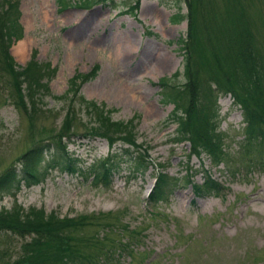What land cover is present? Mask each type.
I'll use <instances>...</instances> for the list:
<instances>
[{
	"label": "rangeland",
	"instance_id": "rangeland-1",
	"mask_svg": "<svg viewBox=\"0 0 264 264\" xmlns=\"http://www.w3.org/2000/svg\"><path fill=\"white\" fill-rule=\"evenodd\" d=\"M10 2L18 4L17 22L22 25V33L19 38L11 39L8 53L19 66L35 56L34 60L45 67L42 81L47 80L48 90L36 103L33 131L25 115L15 108L13 100L7 99L12 88L4 82L6 78L1 79L0 172L11 163L16 165L15 157L36 144L34 138L28 137L31 131L35 134L43 129L50 131V126L63 125L66 101L57 96L68 88L66 80L75 71L87 72L96 61L100 64L99 69L95 77L79 88L80 95L84 99H93L96 105L103 103L113 108L109 114L112 121H124L138 113L133 131L136 143L142 146L131 151L132 156L146 147L151 160L166 165V174L179 180L164 200L151 205L147 195L153 187V166L135 170L128 156L120 160L112 171L110 182L103 186L93 183L91 176L59 169L58 161L53 159L41 164L47 174L39 178L37 184L21 186L15 196L0 193V209L10 210L20 205L23 210L28 207L41 209L45 215L52 212L58 218L88 217L91 224L71 230V233L81 245L78 251L85 258L96 254L94 264H264V164L259 161L262 156L258 157L257 152L248 153L242 146L246 142L241 130L243 108L235 103L229 92L216 98V129L222 133L225 143L221 152H230V156L225 154L224 161L211 165L200 151L197 155L201 160L198 161L194 153L185 160V156L191 154L188 151L190 144L168 142L176 125L166 120L173 102L162 101L158 84L162 82L161 78L179 85L186 81L183 74L185 52L177 41V37L189 38L185 2ZM214 3L217 5V0ZM222 3L220 0L223 7ZM247 3L255 11L261 9L259 21L256 16L252 18L255 26L252 30L257 44L262 45L264 0H248ZM43 11L48 13L45 19ZM176 13L181 20L175 21ZM201 26L205 27L201 36L191 37V42L196 48L209 50L208 44L216 31L211 30L209 20ZM21 41H26L27 46L24 58L14 54L15 46ZM189 54L197 62L201 60L190 51ZM53 66L56 70L51 73ZM173 74L176 77L173 78ZM199 88L203 89V84ZM74 106L77 110L75 119L70 121L71 127L77 122L74 134L83 133L81 124L95 123L94 116L77 98ZM118 148L117 145L108 147L101 137H76L74 142H68L70 153L82 158L83 167L104 158L109 151L118 157ZM226 158L232 160L230 168L224 163ZM248 161L254 163L249 171L241 167ZM189 171L191 184H203L210 174L214 181L222 184L221 191L203 198L194 195L192 186L184 181ZM99 213L102 216L98 221L106 225L96 224L95 215ZM24 235L23 238L9 231L0 232V250L5 252L3 260L0 254L1 263L17 258L21 241L32 236ZM102 235L107 238L106 242L100 240Z\"/></svg>",
	"mask_w": 264,
	"mask_h": 264
},
{
	"label": "trees",
	"instance_id": "trees-1",
	"mask_svg": "<svg viewBox=\"0 0 264 264\" xmlns=\"http://www.w3.org/2000/svg\"><path fill=\"white\" fill-rule=\"evenodd\" d=\"M183 1L188 6L186 23L189 28V38L184 40L177 37V41L180 43V49L186 54H184L185 73H183L186 81L179 85L171 81L168 83L167 79L161 78L162 82H159L162 101L173 102V107L166 120L176 125L174 135L168 142L175 144L188 142L191 153L189 156L194 153L199 159L197 154L200 151L201 154H205L204 156L211 165L221 162L225 154L230 156V152L226 150L221 152L225 143L222 133L216 129L218 120L215 119L216 98L223 92V94L229 92L235 103L243 108L241 118L244 121L241 130L246 142L242 146L247 148L248 153L257 152L258 157L262 156L259 161L264 164V44H257L258 39H255L252 30V27H255L252 18L256 16L255 19L259 21L261 9L253 10L247 3L248 0H223V7L220 5V0H217V5L214 3L215 0ZM17 5L16 2H10V0H0V26L2 27L0 29V81L6 78L7 81L4 79V82L12 88L9 92L6 89L7 99L13 100L15 108L25 115L29 121L28 126L34 131L36 103L41 101L40 96L48 90V87L47 80L42 81L45 67L34 60L35 56L25 65L19 66L14 63L13 57L8 53L11 39L19 38L22 33V25L17 22L19 18ZM174 17L175 21L181 20L178 13ZM208 20L211 22V30H215L217 34L212 35L214 39L208 44L211 48L201 50L193 45L191 37L201 36L202 30L205 29L201 23ZM189 51L201 60L197 62L190 58ZM97 69L98 65L95 64L89 71L85 73L75 71L73 76L67 79L68 88L62 95L57 96L66 101L64 119L61 122L63 125L58 127L59 129L50 126L52 128L50 131L43 129L35 134L33 131L29 133L28 137L34 138L37 142L16 156L15 161L19 163V168L11 165L1 172L0 193L8 192L15 196V191L21 186L37 184V180L47 174L46 168H41V164L47 160L48 163L54 161L53 159L58 161L59 169L71 174L80 173L85 177L91 176L93 183H102L105 186L110 182L112 171L116 169L120 160H123L122 156L125 155L132 158L135 170L155 165L156 179L148 195V202L151 205L164 200L169 191L174 189L179 178L167 175L164 171L166 166L163 163H154L147 154L146 147L132 156L130 148L134 150L142 146L141 143H136V135L133 131L137 126L135 119L139 117V114L134 113L125 121H112L109 114L113 108L104 109L103 104L96 105L93 100L84 99L80 95L81 83L95 77ZM54 70L55 67L50 72L53 73ZM174 77L176 74H173ZM201 84H203V89L199 88ZM199 90L200 93H198ZM75 98L88 106L87 111L94 116L93 121H95L90 125L81 124L83 133L77 132L76 134L73 131L77 128V122L72 127L70 122L75 119V109L77 110L74 106ZM98 136L105 139L108 146L113 147L114 144L119 143L120 147L117 151L120 154L117 157V154L109 151L104 158L83 167L81 158L71 156L68 142L70 143L76 137L95 138ZM47 155L49 157L45 160ZM225 160L224 163L230 168L232 160L230 158ZM253 164L248 161L241 167L249 171ZM186 169L191 170L189 167ZM187 175L184 181L192 186L194 195L198 197L216 194L221 189L222 184L214 181L210 174L208 178L205 177L201 185L191 184V172L189 171ZM95 216H97L95 217L96 224H100L101 221L98 219L102 216L101 213ZM87 218L83 215L75 219L58 218L55 213L50 212L49 215H45L41 209L35 210L30 207L23 210L20 205L10 210L0 209V232L9 231L23 238L24 234L32 235L28 240L21 241V251L14 260L2 261L5 252L0 250L2 257L0 264H94L96 254L93 256L89 254L86 256L89 258H85L84 254L78 251L81 245L79 246V242L71 233V230H80L83 225L91 224L92 222ZM104 224L107 223H101L102 226ZM42 236L43 239H41ZM100 240L106 242L107 238L102 235ZM253 256L259 257L258 255Z\"/></svg>",
	"mask_w": 264,
	"mask_h": 264
},
{
	"label": "bare ground",
	"instance_id": "bare-ground-1",
	"mask_svg": "<svg viewBox=\"0 0 264 264\" xmlns=\"http://www.w3.org/2000/svg\"><path fill=\"white\" fill-rule=\"evenodd\" d=\"M44 3V2H43ZM43 14H44V16H43V18L45 19L46 18V16L48 15V13H46V11H43ZM26 49H27V46H26V41H21L20 43H18L16 46H15V48H14V54L15 55H17V56H20V58L21 57H25L24 55H25V53H26ZM165 56H167V55H165ZM22 58V59H23ZM163 62H164V60H162ZM162 62V63H163ZM149 188V187H148Z\"/></svg>",
	"mask_w": 264,
	"mask_h": 264
}]
</instances>
